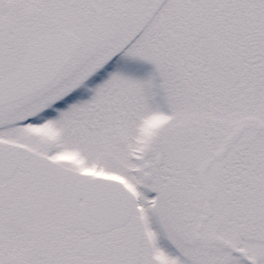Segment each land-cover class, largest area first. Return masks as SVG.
Instances as JSON below:
<instances>
[{
  "label": "snow or ice",
  "instance_id": "6c2138e0",
  "mask_svg": "<svg viewBox=\"0 0 264 264\" xmlns=\"http://www.w3.org/2000/svg\"><path fill=\"white\" fill-rule=\"evenodd\" d=\"M0 264H264V0H0Z\"/></svg>",
  "mask_w": 264,
  "mask_h": 264
}]
</instances>
